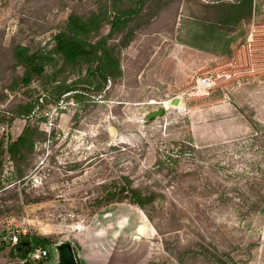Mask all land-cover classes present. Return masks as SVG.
Masks as SVG:
<instances>
[{"label": "rangeland", "instance_id": "rangeland-1", "mask_svg": "<svg viewBox=\"0 0 264 264\" xmlns=\"http://www.w3.org/2000/svg\"><path fill=\"white\" fill-rule=\"evenodd\" d=\"M110 1L0 0V137L16 139L25 127L26 118L9 120L16 105L49 101L30 115L39 127L34 151L19 164L6 156L0 264H21L12 239L28 234L53 241L43 264L59 262L62 242L86 264H264V209L248 215L235 198L259 162L264 169L256 135L264 129V0H253L251 21L233 30L212 20L206 5L217 0H150L129 44L116 47L122 75L101 91L86 65L63 69L58 55L29 85L16 84L25 72L17 44L48 54L71 12ZM204 75L215 82L205 94L193 88ZM115 181L154 200L98 207Z\"/></svg>", "mask_w": 264, "mask_h": 264}, {"label": "trees", "instance_id": "trees-1", "mask_svg": "<svg viewBox=\"0 0 264 264\" xmlns=\"http://www.w3.org/2000/svg\"><path fill=\"white\" fill-rule=\"evenodd\" d=\"M150 0H111L109 6H101L88 15L77 12H71L62 28L54 35V46L50 53L45 54L41 50L32 51L29 46L17 44L13 49V56L16 66L25 68V72L15 82L29 85L35 75H42L45 71L46 60L54 59L58 55L62 60V68L69 67L76 69L86 65V71L94 79L95 91H101L106 86L108 80L116 79L122 75L120 57L117 53L118 46H127L134 34L132 23L145 10ZM253 0H217L208 3L206 6L213 11L214 23L221 29L233 30L242 22H250L254 5ZM109 26V32L98 39L105 26ZM124 34L121 44H111L110 41L119 34ZM62 71V70H61ZM56 80L52 78L51 80ZM76 95L80 93L78 89ZM69 88L64 90V93ZM48 99H42V102L28 101L16 105L10 111V122L18 117L28 119L22 132L16 139H8L6 136L0 137V177L4 170L6 156L15 163L19 164L26 161L27 156L34 151L39 127L30 120V115L36 107L43 108ZM256 135L264 145V129H257ZM258 177H253L248 182L247 188H238L237 196L241 203L247 205L248 215L251 212H260L264 209V169L260 162L254 169ZM103 194L98 197L97 206L101 207L113 202H121L128 199L130 202L145 208V206L154 200L153 195H145L137 188L128 183L115 181L110 185L103 186ZM53 241L46 236L39 235H20L18 242L11 248V254L14 258L21 260V264H43L48 258L34 260L29 254L36 249L49 248ZM6 245H0V253L6 248ZM198 252L206 257H212L215 263L222 262L220 256L211 253L202 244H199ZM76 254V253H75ZM77 257V255H76ZM79 264H86L78 259ZM58 264V263H57ZM154 264V263H147Z\"/></svg>", "mask_w": 264, "mask_h": 264}, {"label": "water", "instance_id": "water-1", "mask_svg": "<svg viewBox=\"0 0 264 264\" xmlns=\"http://www.w3.org/2000/svg\"><path fill=\"white\" fill-rule=\"evenodd\" d=\"M178 103V99H175L172 104L176 105ZM164 113V109H158L157 111H153L147 115L148 120H152L157 116H160ZM6 235V234H5ZM4 235V236H5ZM56 249L59 252V262L58 264H79L75 250L71 243L62 242L60 245H57Z\"/></svg>", "mask_w": 264, "mask_h": 264}, {"label": "built area", "instance_id": "built-area-1", "mask_svg": "<svg viewBox=\"0 0 264 264\" xmlns=\"http://www.w3.org/2000/svg\"><path fill=\"white\" fill-rule=\"evenodd\" d=\"M230 76V74H228ZM215 84L213 77L210 75H204L203 77H198L196 79V84L193 86V88L196 89L197 92L199 93H208V91L213 87ZM19 236H14L13 237V243L18 242ZM49 254V251L47 249H36L35 251L31 252L29 254V257L34 260H39L42 258L47 257Z\"/></svg>", "mask_w": 264, "mask_h": 264}, {"label": "bare ground", "instance_id": "bare-ground-1", "mask_svg": "<svg viewBox=\"0 0 264 264\" xmlns=\"http://www.w3.org/2000/svg\"><path fill=\"white\" fill-rule=\"evenodd\" d=\"M165 104H167V103H165ZM164 106H167V105H164Z\"/></svg>", "mask_w": 264, "mask_h": 264}]
</instances>
